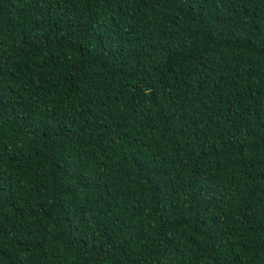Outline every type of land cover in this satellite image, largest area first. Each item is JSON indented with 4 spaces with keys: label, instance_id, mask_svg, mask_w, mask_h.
I'll use <instances>...</instances> for the list:
<instances>
[{
    "label": "trees",
    "instance_id": "trees-1",
    "mask_svg": "<svg viewBox=\"0 0 264 264\" xmlns=\"http://www.w3.org/2000/svg\"><path fill=\"white\" fill-rule=\"evenodd\" d=\"M0 264H264V0H0Z\"/></svg>",
    "mask_w": 264,
    "mask_h": 264
}]
</instances>
